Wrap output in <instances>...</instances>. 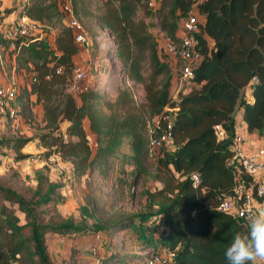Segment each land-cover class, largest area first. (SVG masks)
<instances>
[{
    "label": "trees",
    "instance_id": "trees-1",
    "mask_svg": "<svg viewBox=\"0 0 264 264\" xmlns=\"http://www.w3.org/2000/svg\"><path fill=\"white\" fill-rule=\"evenodd\" d=\"M68 1L90 38L95 33L88 25L107 32L105 56L118 63L117 84L100 90L96 83H86L72 92L73 58L79 46L66 24L63 0H26L19 16L37 22L40 31L16 39L11 48L14 69L23 73L24 82L11 103L14 116L6 115V120L20 117L29 124L34 120L32 108L39 106L40 126L29 136H0V154L8 150L15 160H25L31 155L22 150L33 143L43 149L41 159L55 155L67 161L76 178L93 171L103 173L109 164L121 174L124 166H131L133 181L147 176L156 183L142 195L146 208H156L159 235L153 236L149 228L137 231L121 214L100 219L82 207V216L92 218L108 238L129 228L140 233L150 251L128 257L146 262L154 253L170 252L172 264H227L226 247L248 225L218 211L220 199L231 194L238 179L251 186L255 203L264 202V196H255L251 178L239 166L229 165L235 108L242 110L247 133L264 129V0H203L197 5L201 59L188 79L187 91L180 89L172 101L173 71L161 58L148 21L156 18L157 32L174 38L192 0H159L155 10L150 0ZM12 10L3 9L0 19ZM0 46H10L1 34ZM138 86L136 99L133 88ZM247 87L251 102L242 93ZM165 115L171 140L152 158L148 126L157 118L152 136L158 135L165 127ZM219 129L222 137L217 136ZM148 159L153 161L151 172L146 168ZM191 173L198 176L194 187ZM41 184L39 177L29 198L0 184V264H53L46 234H98L101 238L100 231L82 221L57 212L48 215L43 207L57 202L54 189L58 185L48 183L42 191ZM127 254L108 255L102 264L126 262Z\"/></svg>",
    "mask_w": 264,
    "mask_h": 264
},
{
    "label": "rangeland",
    "instance_id": "rangeland-1",
    "mask_svg": "<svg viewBox=\"0 0 264 264\" xmlns=\"http://www.w3.org/2000/svg\"><path fill=\"white\" fill-rule=\"evenodd\" d=\"M150 2L151 8L155 10L158 7L159 0H150ZM155 19L153 17L148 21L150 24L149 33L158 48L160 34L154 27L156 24ZM88 22H86V25ZM88 28L95 35L90 38L83 28L87 37V44L78 45V64L76 66L85 71L83 79L79 82V87L86 83H96L97 87L102 90L110 87L114 82L117 84L116 71L118 63L105 56V49L109 45L107 32L101 30L95 24L88 25ZM160 56L164 61L168 60L163 53ZM172 68L174 69L172 70L174 71L175 85L171 89V93L172 97L175 98L180 89L187 91L189 82H179L177 80L178 62L172 65ZM114 87L115 85H113V91H115ZM140 90L139 86L133 88L136 99L139 98ZM32 113L34 120L29 124L25 123L20 117L14 118V121L3 119L4 126L0 128V136H29L31 133L33 134L40 126L38 123L40 112L37 107H33ZM42 151L43 149L30 143L23 148L22 152L31 156L25 160H15L12 152L3 150L0 154V184L8 186L24 197L29 198L32 196L39 177H42V191L46 189L48 183H55L58 185L54 189L57 202L43 207L49 212L48 215L57 212L61 217L71 218L74 222L82 221L86 225L93 226L95 230L101 233V238L96 241L89 239V236L84 234H75L69 237L54 235L56 237L52 239H47V236H45L44 241L52 263L95 264L96 260L98 261L96 264H99V262L102 264V261L108 255L129 253L125 256L124 261L126 262L116 264H147L144 260L128 257L130 253L147 254L150 251V248H146L142 244L140 233L137 234L129 228L108 238L103 230H100L99 224L94 222L92 218L82 216L80 209L86 207L88 212H92L93 216L100 219L121 214L123 217L130 219L133 224L132 228L137 231L149 228L153 229V236H158V232L162 229L154 213L156 208H146L144 196L142 195L144 189L151 190L156 183L147 176L133 181L134 172L131 166H124L125 172L121 174L114 164L107 165L103 173L93 171L86 176L76 178L71 174V166L67 161L50 160L49 158L43 160L39 157ZM152 163V160H147L146 168L149 172L152 171ZM117 179H122L124 183L118 182ZM131 182L132 186H130ZM18 215L22 220V216Z\"/></svg>",
    "mask_w": 264,
    "mask_h": 264
},
{
    "label": "built area",
    "instance_id": "built-area-1",
    "mask_svg": "<svg viewBox=\"0 0 264 264\" xmlns=\"http://www.w3.org/2000/svg\"><path fill=\"white\" fill-rule=\"evenodd\" d=\"M202 1L203 0H192L187 12L179 19L174 38L160 35L159 51L163 53V55L179 63L177 74V80L179 82L188 81L193 74V69L201 59L199 41L197 38L201 16L197 13V5ZM61 8L66 16V24L72 30L74 42L77 45H86L87 37L82 26L74 16L69 1L63 0ZM39 31V24L24 15L18 16L16 20L6 26H4L0 19L1 36L10 41L11 47L14 45L16 39L38 34ZM84 72L85 71L79 66L74 67L69 85L72 92L79 89V82L83 79ZM19 88V83L14 76H10L5 84L0 82V122L6 118V115L13 118L14 112L11 103ZM173 99L174 98L171 96V101ZM170 109L171 108H166L167 111H170ZM162 120L166 122L165 127L156 136H152V128L159 124V120L153 118L152 125L148 126V148L152 158L155 151L159 149L161 145H167L171 140L170 133L168 132V115L163 116ZM233 131L232 155L229 160V165L239 166L251 178L252 183L255 185V196H264V148L247 151L244 147V139L239 133V127L236 124L233 126ZM223 135V131L219 129L217 131V136L222 137ZM48 158L50 160L57 159L55 155H51ZM189 178L191 185L194 187L198 182L197 174L191 173ZM262 205L263 203L259 205L254 202V198L251 195V186H245L242 181L237 179L233 185L231 194L222 197L216 209L228 213L233 218L247 224L248 214L257 212L256 207ZM93 237L97 240L100 235L95 234ZM96 263L97 261L95 260V264ZM146 263L172 264V254L170 252L161 254L154 253L148 258Z\"/></svg>",
    "mask_w": 264,
    "mask_h": 264
},
{
    "label": "crops",
    "instance_id": "crops-1",
    "mask_svg": "<svg viewBox=\"0 0 264 264\" xmlns=\"http://www.w3.org/2000/svg\"><path fill=\"white\" fill-rule=\"evenodd\" d=\"M25 3H26V0H0V12L3 9L15 8V10H12L6 16H3L1 18V21L3 22L4 26H6L7 24L11 23L12 21H14L18 18L19 8L22 5H24ZM11 48H12L11 46H9L8 48H4V47L0 46V82L5 84L10 76H14L16 78V80L18 81L19 86L21 87L23 85V82H24V75L22 72L16 71L14 69V54L11 52ZM166 57L168 59L167 60L168 62L167 61L166 62L169 64L171 69H173L172 65H174L176 62L173 59L169 58L168 56H166ZM73 62H74L75 66L78 64L77 55L74 56ZM173 81L175 83L174 73H173ZM242 93H243L244 99L247 102L252 101L251 92H250V89L248 87L244 88ZM35 107H37L39 109V112H41L39 106H35ZM241 114H242L241 108L236 107L234 110V113H233V118H234L235 124L239 127V133L241 134V136L244 139L245 149L247 151H254V150H257L259 148L264 147V129L261 131V133H256V132L247 133L245 131V128L243 125ZM3 121L0 122V128H2L4 126ZM13 121H14V119H13ZM84 127L86 129V124ZM262 206L264 207V202H263ZM84 235H88L89 239L95 240L93 235H91V234H84ZM46 236H47L46 237L47 239H52L53 237H56L52 234H47ZM53 246H55V245H53Z\"/></svg>",
    "mask_w": 264,
    "mask_h": 264
},
{
    "label": "clouds",
    "instance_id": "clouds-1",
    "mask_svg": "<svg viewBox=\"0 0 264 264\" xmlns=\"http://www.w3.org/2000/svg\"><path fill=\"white\" fill-rule=\"evenodd\" d=\"M247 225L226 247L227 264H264V210L249 213Z\"/></svg>",
    "mask_w": 264,
    "mask_h": 264
},
{
    "label": "water",
    "instance_id": "water-1",
    "mask_svg": "<svg viewBox=\"0 0 264 264\" xmlns=\"http://www.w3.org/2000/svg\"><path fill=\"white\" fill-rule=\"evenodd\" d=\"M259 210H264V207H262V206H257V207H256V211H259Z\"/></svg>",
    "mask_w": 264,
    "mask_h": 264
}]
</instances>
